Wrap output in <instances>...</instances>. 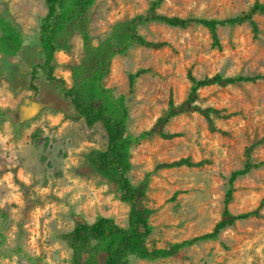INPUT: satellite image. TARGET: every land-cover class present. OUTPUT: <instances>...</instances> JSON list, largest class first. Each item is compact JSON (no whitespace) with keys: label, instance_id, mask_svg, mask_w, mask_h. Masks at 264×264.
Returning a JSON list of instances; mask_svg holds the SVG:
<instances>
[{"label":"rangeland","instance_id":"rangeland-1","mask_svg":"<svg viewBox=\"0 0 264 264\" xmlns=\"http://www.w3.org/2000/svg\"><path fill=\"white\" fill-rule=\"evenodd\" d=\"M264 0H162L158 12L167 15L227 17ZM149 0H95L88 9V33L96 44L113 24L143 13ZM43 0H0L4 15L21 31L23 42L14 56L0 54V228L4 244L0 264H70L61 233L77 219L110 216L125 224L127 205L114 186L90 172L84 156L102 148L105 133L99 122L86 126L37 64L38 23ZM258 31L246 23L216 29L220 47L211 44L204 27L146 22L136 32L161 47L130 44L115 54L103 84L123 94L128 108L126 128H148L164 109L168 94L179 102L186 94V69L196 77L264 73V14L252 15ZM82 56L81 38L74 32L69 47L55 51L52 72L64 87L70 68ZM147 69L128 88L127 72ZM36 71L34 77L31 73ZM195 103L220 109L208 128L196 111L172 117L164 126L177 135H152L130 150L128 176L137 183L157 162L188 157L196 165L161 168L150 175L142 198L153 209L146 236L148 247L166 246L211 229L221 211L225 176L243 162L244 146L264 136V79L228 85H208L197 91ZM264 160V143L251 151ZM228 209L242 212L260 202L259 215L235 221L214 240L180 249L154 260L131 258L127 264H264V168L251 169L234 181ZM176 192V193H175ZM173 193L175 195L173 196Z\"/></svg>","mask_w":264,"mask_h":264},{"label":"trees","instance_id":"trees-1","mask_svg":"<svg viewBox=\"0 0 264 264\" xmlns=\"http://www.w3.org/2000/svg\"><path fill=\"white\" fill-rule=\"evenodd\" d=\"M95 0H43L45 12L40 17L37 32V44L42 60L37 67L48 82H52L61 96L68 101L76 115L83 119L86 126L99 122L105 133V144L102 148H91L84 156L86 168L99 176L103 181L114 186L116 197L127 205L125 224L117 223L110 216H96L92 221L77 219L72 227L61 233V238L68 247L70 264H127L131 258L154 260L176 254L180 249L214 240L219 233L235 221L259 215L261 202L253 209L233 213L228 209L237 177L251 169L264 168V160L253 161L252 149L264 143L261 136L244 146L243 162L240 167L231 170L225 176V187L222 195L221 211L210 230L181 240L173 241L166 246L148 247L146 236L151 230L148 223L153 209L142 204V198L148 186L150 175L158 169L178 166L196 165L188 157H178L169 161L157 162L152 169L144 172L137 183H132L128 172L130 169V150L143 139L152 135L170 138L178 133L167 132L164 126L177 114L185 111H196L200 114L209 129L215 130L212 117L221 116L220 109L210 106L201 107L195 103L197 91L208 85H228L237 82H254L264 79V73L252 75H223L214 72L210 75L196 77L189 66L185 77L188 87L185 96L175 102L168 94L166 105L154 122L137 133L127 131L128 108L123 94H115L103 84V78L109 72L111 58L123 53L130 44L145 47H161L165 41H150L136 32L138 24L159 22L169 26L186 27L198 24L204 27L211 44L220 47L216 29L220 26H234L246 23L253 36L258 28L252 15L264 14V3L254 1L246 10L227 17H196L167 15L158 12L162 0H149L143 13H138L124 21L113 24L108 33L96 44L91 42L88 33V9ZM74 32L81 38L82 56L71 66L69 86L64 87L62 80L55 77L53 69L54 53L69 47V39ZM23 35L21 31L4 15H0V54L14 56L21 49ZM137 68L127 72L128 88H132L136 78L145 72ZM36 71L31 73L34 77ZM176 193V192H175ZM173 193V196L175 195ZM4 237L0 228V249Z\"/></svg>","mask_w":264,"mask_h":264}]
</instances>
